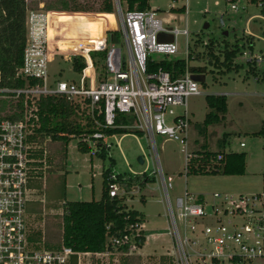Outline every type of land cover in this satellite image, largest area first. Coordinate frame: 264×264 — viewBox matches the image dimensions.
Instances as JSON below:
<instances>
[{
    "label": "built area",
    "instance_id": "1",
    "mask_svg": "<svg viewBox=\"0 0 264 264\" xmlns=\"http://www.w3.org/2000/svg\"><path fill=\"white\" fill-rule=\"evenodd\" d=\"M112 1L116 28L105 26L99 35H93L77 24L59 21L55 15L58 12L54 10L30 8L25 0V44L22 63L13 77L22 84H7L0 69V102L11 105L0 111V264H119V256L136 253L145 237L144 223L135 222L122 231L107 233L103 250L79 251L64 243L48 247L44 242V229L38 233L32 230L29 213L32 184L33 180L41 179L45 185L48 146L52 141L51 136L39 131V100L51 95L65 97L78 113L93 123V131L72 136L91 152L103 149L108 154L112 140L119 146L127 134L108 133L107 129L120 127L135 136L138 131L147 137L157 165L153 173L165 195L168 234L177 264H264V180L261 191L255 193L236 196L212 193L217 202L211 209L201 194L186 189L175 197L174 203L169 196L173 177L162 168L155 135L183 146L187 173L188 164L196 156L187 148L190 143L187 99L203 94L204 81L197 80L188 66L187 15L181 17L183 25L168 28L166 25L176 20V15L169 14L165 18L157 15V7L128 9L125 2ZM185 1L182 7L187 13ZM226 1L235 12L236 0ZM248 1L264 7V0ZM219 4L218 0L214 1V5ZM4 14V10H0V19ZM259 17L264 20V14ZM161 33L171 34L172 40H160ZM178 36L185 37L186 67L174 76L156 63L176 59L172 55L179 49ZM117 39L125 46L126 58L117 46ZM248 51L246 63L257 67L264 61V55ZM92 52H103V55L93 57ZM153 54L157 57H152ZM75 57L84 60L80 71L73 68ZM60 60L71 63V70L79 75L77 80L54 76L62 70L54 73L51 64L54 61L59 64ZM151 64L155 67L151 68ZM174 106L181 107V112L174 113ZM14 113L19 117H4ZM121 114L127 122L116 124ZM240 146L244 143L240 142ZM144 174L145 171L136 173ZM118 175L112 168L106 174L110 198L126 193V187L118 182ZM131 188L134 190V186Z\"/></svg>",
    "mask_w": 264,
    "mask_h": 264
},
{
    "label": "rangeland",
    "instance_id": "2",
    "mask_svg": "<svg viewBox=\"0 0 264 264\" xmlns=\"http://www.w3.org/2000/svg\"><path fill=\"white\" fill-rule=\"evenodd\" d=\"M27 1V5L32 9L43 7V9L52 10L46 8L45 5L55 4L58 0ZM67 1L71 5L76 4L83 9H91V11H59L56 8L54 11L58 12L55 15L59 21L77 24L81 30H89L93 35H99L105 26L116 28L115 9L111 15L97 11L101 0ZM148 1L150 6L159 9L157 15L168 17L169 14H174L177 16L176 20L166 25L168 28L173 25H183L181 17L187 15L191 51L205 52L204 44L210 39L216 41L214 47L216 53L222 50L224 41L232 44L238 42L240 45L243 43L241 51L244 53L240 52L235 58V62L242 65L238 71H226L224 67H212L211 64L205 63L206 60L203 58L189 60L190 65L205 64L207 69L205 73H195L197 80L204 81L201 84L203 94L192 95L187 99L190 117V143L187 148L196 151L206 141L208 148L216 151L219 149L221 140L225 139V151L246 153L245 172L242 175L222 173H190L187 175L183 146L176 141L167 140L165 136L156 134V149L162 168L166 174L173 177V187L169 190L171 202L174 203L175 197L181 195L186 189L188 192L201 194L211 209L210 206L217 202L212 196L214 192L236 196L261 191L264 180V133H259V131L264 127V61L258 63L257 66V75L263 77L261 80H256L253 74L247 73L246 59L250 53L242 37L244 34L253 35L250 52L257 56L264 55V35L262 34L264 20L259 17L263 14L264 7H259L248 0H236L238 8L234 12L230 9L231 3L226 0H218L219 5H214L215 0H187V13H184L183 10L178 9L185 4V0ZM221 13H223L222 16ZM252 15L256 16L248 20ZM220 16L224 24L221 23ZM224 31H227V35L223 34ZM158 38L170 41L172 35L161 33ZM197 39L201 42H197ZM116 42L121 48L123 58H126L123 42L121 39H117ZM177 42L179 49L172 57L185 59L187 55L185 37L178 36ZM152 57L156 58L157 54H153ZM221 58L220 55V61ZM51 70L54 73L62 70L61 74H54L58 79L77 80L79 77L77 72L71 70L70 62L60 60L58 64L54 61L51 64ZM207 94H224L227 98V110L224 114H219L224 115V119L204 127L203 120L209 111L205 100ZM172 109L174 113H180L182 110L179 106H174ZM80 120L83 124L86 123L84 116H81ZM240 142H243L244 146H240ZM77 143L78 138L70 139L66 157L60 165L56 163L49 149V168L45 185L43 186L41 179L33 180V200L29 203V213L34 233H38L42 228L45 230L48 217H62V202L99 200L102 193V166H109L112 159L111 168L118 173L135 176L136 173L145 171L153 179L144 187L136 184L132 185L134 190L131 187L125 188L126 193L121 196L125 199L128 209L138 210L145 216V244L139 251L143 257L148 255L145 263L177 264L173 243L168 234L165 195L158 178L153 173L157 165L147 137L127 133L123 136L119 146L116 145V141L112 140L113 145L104 161L95 152H82V144L77 148ZM139 156L142 157L143 163L138 161ZM58 192L63 193V196L56 199L54 195ZM128 256L120 255L119 264Z\"/></svg>",
    "mask_w": 264,
    "mask_h": 264
},
{
    "label": "trees",
    "instance_id": "3",
    "mask_svg": "<svg viewBox=\"0 0 264 264\" xmlns=\"http://www.w3.org/2000/svg\"><path fill=\"white\" fill-rule=\"evenodd\" d=\"M125 2L128 9L146 10L150 7L148 0H120ZM254 1V0H253ZM56 5V6H55ZM48 9H58L59 11H91V9H83L78 5H71L67 0H58L55 4L49 3L45 5ZM0 10H4L5 14L0 19V69L3 79L7 84L21 85L22 82L14 80L16 68L22 63L23 49L25 44V0H0ZM178 10H184L183 7ZM94 11V10H93ZM98 12H105L111 15L114 11L112 0H101ZM243 41H246L250 49L254 36L244 34ZM241 40V41H242ZM197 42L201 40L197 39ZM243 44V43H242ZM241 44V45H242ZM216 41L210 39L205 43V52L196 51L189 52V60L203 58L205 63L215 67H224L226 71H238L242 65L235 62L237 55L242 52L241 45L238 42L229 43L224 41V46L220 52H215ZM103 52H92L93 57H101ZM220 55L222 56L220 61ZM82 57H75L73 60V68L80 71L84 67ZM157 65H161L165 70L173 73L174 76L181 74L186 67L184 59L165 60ZM191 72L205 73L207 65H188ZM247 73L253 74L257 80L263 77L258 76L257 67L252 63H247ZM151 68L155 67L153 64ZM204 83V82H202ZM206 104L209 111L205 114L203 124L207 127L210 124L217 123L225 116L227 110V98L224 94H207L205 95ZM11 108L7 102H0V111ZM40 127L39 131L51 136L52 141L49 143V149L54 156L56 163L60 165L66 157V149L72 139V136H79L83 132H91L94 125L86 119V123H82L77 108L66 100L65 97L59 95H51L39 100ZM11 119L18 118V114L5 115ZM83 117V116H82ZM127 122V118L122 114L116 119V124ZM108 133H131L124 128L115 127L106 130ZM135 133L142 135L140 132ZM259 133H264V127ZM225 139L219 144V149L212 151L208 148V144L204 141L200 148L196 151V156L188 164L187 175L190 173H222L224 175H242L245 172V152L225 151ZM81 143H78V148ZM82 152L90 151L89 147L82 144ZM97 156L103 161L107 159L105 150L98 151ZM220 156V158L218 157ZM113 165V161L109 166H102V193L99 200L88 201H65L63 203V214L60 216H50L45 222L44 242L48 247H56L60 243L79 251H101L104 249L105 236L107 233H116L128 227L129 224L145 221L142 212L135 209H128L123 197L110 198L108 196V186L105 179ZM151 177L144 175H128L119 173L118 182L129 188L138 184L144 187L147 183L152 182ZM48 186V183H47ZM63 193L58 192L54 195L56 199L61 198ZM107 226H109L107 228ZM144 238L141 239L140 245L143 244ZM121 264H140V257L130 255L126 257Z\"/></svg>",
    "mask_w": 264,
    "mask_h": 264
},
{
    "label": "crops",
    "instance_id": "4",
    "mask_svg": "<svg viewBox=\"0 0 264 264\" xmlns=\"http://www.w3.org/2000/svg\"><path fill=\"white\" fill-rule=\"evenodd\" d=\"M252 1H253V0H252ZM263 14H264V11H263ZM252 16H256V15H252ZM252 16H250L248 20L252 19ZM165 18H166V17H165ZM231 151H233V150H231ZM236 152H237V151H236ZM93 174H94V173H93ZM93 174H92V177L94 176ZM102 180H103V179H102ZM146 185H147V184H146ZM124 202H125V200H124ZM144 229H145V227H144ZM144 239H145V237H144ZM144 244H145V240H144L143 244L140 245V247H139V249L136 251V253L132 254V255H137V256L140 257V264H146V263H145V258L148 256V255H146L145 257H143V256L141 255V253L139 252V251L143 248ZM160 254H165V253H160ZM160 254H159V255H160ZM129 256H130V255H129Z\"/></svg>",
    "mask_w": 264,
    "mask_h": 264
},
{
    "label": "water",
    "instance_id": "5",
    "mask_svg": "<svg viewBox=\"0 0 264 264\" xmlns=\"http://www.w3.org/2000/svg\"><path fill=\"white\" fill-rule=\"evenodd\" d=\"M223 34H224V35H227V31H224ZM262 34L264 35V25H263V31H262ZM138 161H139L140 163H143V160H142V157H141V156L138 157Z\"/></svg>",
    "mask_w": 264,
    "mask_h": 264
}]
</instances>
